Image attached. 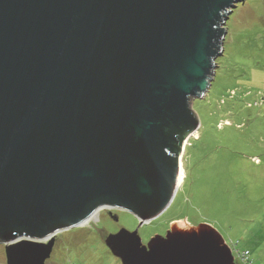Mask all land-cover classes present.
Instances as JSON below:
<instances>
[{
	"label": "water",
	"instance_id": "obj_1",
	"mask_svg": "<svg viewBox=\"0 0 264 264\" xmlns=\"http://www.w3.org/2000/svg\"><path fill=\"white\" fill-rule=\"evenodd\" d=\"M245 1L0 0V240L26 233L6 241L7 264H46L56 235L99 206L140 226L168 209L166 127L191 123ZM105 244L122 264H236L205 223Z\"/></svg>",
	"mask_w": 264,
	"mask_h": 264
},
{
	"label": "rangeland",
	"instance_id": "obj_2",
	"mask_svg": "<svg viewBox=\"0 0 264 264\" xmlns=\"http://www.w3.org/2000/svg\"><path fill=\"white\" fill-rule=\"evenodd\" d=\"M226 23L211 86L190 102L196 136L182 147L185 175L168 209L140 226L134 214L106 207L59 232L46 264H122L105 244L109 234L138 230L147 244L175 222L212 225L264 264V0L239 3ZM5 247L0 240V264H7Z\"/></svg>",
	"mask_w": 264,
	"mask_h": 264
},
{
	"label": "trees",
	"instance_id": "obj_3",
	"mask_svg": "<svg viewBox=\"0 0 264 264\" xmlns=\"http://www.w3.org/2000/svg\"><path fill=\"white\" fill-rule=\"evenodd\" d=\"M192 120L191 123H175L173 125H168L166 127V134L171 140V149L167 150V155L170 160V164L176 171L179 168V156H180V151H181V143L180 140L183 139V137H187L190 135L191 132H193L197 126H198V121L194 117V113L190 111ZM24 232H13L7 235H4L2 237L3 241H9V240H14L16 238H19L20 236H23ZM239 243L236 245H230L234 251V255L236 257V264H253V260L251 259V252L249 249H239L237 246ZM247 252V255L244 253Z\"/></svg>",
	"mask_w": 264,
	"mask_h": 264
},
{
	"label": "bare ground",
	"instance_id": "obj_4",
	"mask_svg": "<svg viewBox=\"0 0 264 264\" xmlns=\"http://www.w3.org/2000/svg\"><path fill=\"white\" fill-rule=\"evenodd\" d=\"M222 51H223V50H220L221 53H222ZM193 133H194V132H192V133L188 136V138L185 139V141H184L182 147L185 146V143L187 142V140L189 139V137H191V135H192ZM194 135L196 136V132L194 133ZM184 149H185V148H184ZM184 175H185V172H184V168H183V163L180 162L179 174H178V179H177V189H178V187L181 185L182 180H183V178H184ZM102 209H105V208L102 207V206H99L91 216H89L87 219H85V220L83 221L82 225H86V224H88L91 220L96 219V218L98 217V213H99L100 210H102ZM43 240H46V238H43Z\"/></svg>",
	"mask_w": 264,
	"mask_h": 264
},
{
	"label": "built area",
	"instance_id": "obj_5",
	"mask_svg": "<svg viewBox=\"0 0 264 264\" xmlns=\"http://www.w3.org/2000/svg\"><path fill=\"white\" fill-rule=\"evenodd\" d=\"M231 249H232V247H231ZM232 250H233V249H232ZM233 252H234V251H233ZM234 254H235V253H234ZM244 254L247 255V252H245Z\"/></svg>",
	"mask_w": 264,
	"mask_h": 264
},
{
	"label": "flooded vegetation",
	"instance_id": "obj_6",
	"mask_svg": "<svg viewBox=\"0 0 264 264\" xmlns=\"http://www.w3.org/2000/svg\"><path fill=\"white\" fill-rule=\"evenodd\" d=\"M113 217H116V216H113Z\"/></svg>",
	"mask_w": 264,
	"mask_h": 264
}]
</instances>
